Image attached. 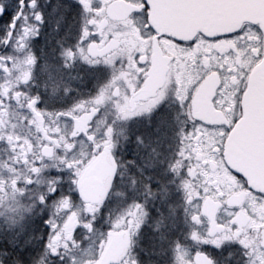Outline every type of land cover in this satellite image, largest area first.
Returning a JSON list of instances; mask_svg holds the SVG:
<instances>
[{
  "label": "flooded vegetation",
  "instance_id": "obj_1",
  "mask_svg": "<svg viewBox=\"0 0 264 264\" xmlns=\"http://www.w3.org/2000/svg\"><path fill=\"white\" fill-rule=\"evenodd\" d=\"M0 3L2 264H99L110 247L123 249L111 264H264V190L226 161L264 60L259 25L179 40L151 25L145 0ZM251 148L264 172V120ZM108 152L116 177L85 201ZM165 175L174 218L162 224L145 217V177ZM48 220L63 228L55 252Z\"/></svg>",
  "mask_w": 264,
  "mask_h": 264
},
{
  "label": "water",
  "instance_id": "obj_2",
  "mask_svg": "<svg viewBox=\"0 0 264 264\" xmlns=\"http://www.w3.org/2000/svg\"><path fill=\"white\" fill-rule=\"evenodd\" d=\"M153 14L151 25L160 33L179 40L196 37L202 33L208 37L231 33L245 23L259 25L264 32V0H147ZM176 12H187L178 14ZM261 108L256 111L254 108ZM246 118L232 134L226 146L229 167L244 175L253 185L264 190V172L261 163L253 158L252 133L254 123L264 120V60L251 75L245 101ZM263 165V164H262ZM264 171V170H263ZM117 174V165L111 153L103 154L92 167L90 177L82 186L85 201H100L96 192L104 177L111 185ZM106 195V194H103ZM122 248L105 252L99 264H111L122 253Z\"/></svg>",
  "mask_w": 264,
  "mask_h": 264
},
{
  "label": "trees",
  "instance_id": "obj_3",
  "mask_svg": "<svg viewBox=\"0 0 264 264\" xmlns=\"http://www.w3.org/2000/svg\"><path fill=\"white\" fill-rule=\"evenodd\" d=\"M146 182L152 183V192L150 195L145 197L146 203V215L147 219L162 220V224L165 221L174 218L173 211L171 210V180L166 175L159 178L145 177ZM149 180V181H148ZM155 183H160V187L156 186Z\"/></svg>",
  "mask_w": 264,
  "mask_h": 264
},
{
  "label": "snow or ice",
  "instance_id": "obj_4",
  "mask_svg": "<svg viewBox=\"0 0 264 264\" xmlns=\"http://www.w3.org/2000/svg\"><path fill=\"white\" fill-rule=\"evenodd\" d=\"M21 4H23V0H20ZM30 4L31 5H34L35 4V0H29ZM150 8V5H148L147 3V0H145V8H144V12L147 13L148 10ZM0 10H7L6 8H4L3 4L0 3ZM23 16V13L22 11L21 12H18L17 13V16H14L13 19H17L18 17H22ZM36 19L37 20H41L42 21V15L41 14H37L36 15ZM149 29H151V25H149ZM78 175V174H77ZM77 184H78V188H79V181H77ZM54 194H55V190H53ZM81 196L84 197V193L83 191L81 190ZM42 199L45 200V202H47L48 199H50V197H41ZM106 198V197H105ZM71 200V197H64V198H61L60 200V204L62 205V207L64 209H69V201ZM53 203H56V201H53ZM76 215V211L73 209H70L69 212H66L64 217L61 219V224H64L66 226L67 222L69 220H71L73 217H75ZM54 230H55V235L54 237L50 238V242H49V245H48V248L55 252V248L53 247V240L54 239H58L59 238V232L60 231H63V228L61 227L60 224H57L55 223L53 220H48L46 221ZM123 221H120L118 223H122ZM240 243H245V241L241 240ZM209 264H211V261H209Z\"/></svg>",
  "mask_w": 264,
  "mask_h": 264
},
{
  "label": "rangeland",
  "instance_id": "obj_5",
  "mask_svg": "<svg viewBox=\"0 0 264 264\" xmlns=\"http://www.w3.org/2000/svg\"><path fill=\"white\" fill-rule=\"evenodd\" d=\"M158 183H155V185H157ZM152 185V184H151ZM145 187H146V191H145V196H144V199L145 197L147 198L148 195L151 194V186L149 187L147 184H145ZM135 191V189H132L131 192ZM137 194L133 195L134 197L136 196ZM146 202V201H145ZM130 217H138V211L139 209L138 208H133L130 210Z\"/></svg>",
  "mask_w": 264,
  "mask_h": 264
},
{
  "label": "clouds",
  "instance_id": "obj_6",
  "mask_svg": "<svg viewBox=\"0 0 264 264\" xmlns=\"http://www.w3.org/2000/svg\"><path fill=\"white\" fill-rule=\"evenodd\" d=\"M0 264H2V262H0Z\"/></svg>",
  "mask_w": 264,
  "mask_h": 264
}]
</instances>
